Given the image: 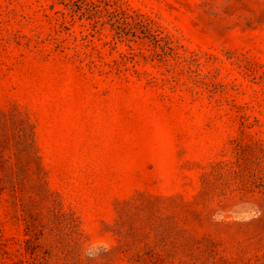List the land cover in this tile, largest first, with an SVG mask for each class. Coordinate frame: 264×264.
Returning <instances> with one entry per match:
<instances>
[{"label":"rangeland","instance_id":"1","mask_svg":"<svg viewBox=\"0 0 264 264\" xmlns=\"http://www.w3.org/2000/svg\"><path fill=\"white\" fill-rule=\"evenodd\" d=\"M264 257V0H0V264Z\"/></svg>","mask_w":264,"mask_h":264},{"label":"trees","instance_id":"2","mask_svg":"<svg viewBox=\"0 0 264 264\" xmlns=\"http://www.w3.org/2000/svg\"><path fill=\"white\" fill-rule=\"evenodd\" d=\"M207 261H209L207 264H225L226 262L224 261V260H222V259H215V258H213V259H210V260H207ZM80 261L78 260L77 261V263H79ZM76 263V264H77ZM235 262H232V263H230V264H234ZM244 264H246L245 262H244ZM256 264H264V257L261 259V260H258V262L256 263Z\"/></svg>","mask_w":264,"mask_h":264}]
</instances>
